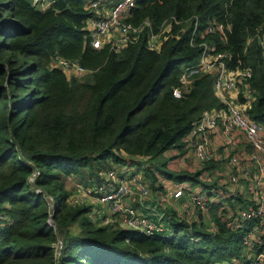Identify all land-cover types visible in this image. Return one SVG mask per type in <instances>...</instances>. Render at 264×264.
<instances>
[{
    "label": "trees",
    "instance_id": "obj_1",
    "mask_svg": "<svg viewBox=\"0 0 264 264\" xmlns=\"http://www.w3.org/2000/svg\"><path fill=\"white\" fill-rule=\"evenodd\" d=\"M47 1L0 0V264H250L241 230L224 225L218 202L207 208L213 231L198 216L168 222L188 232L145 233L92 220L87 205L68 201L64 175L140 154L169 178L205 185L198 170H170L159 158L181 145L202 110L220 104L211 72L190 71L180 95L172 93L182 66L200 53L188 42L192 16L197 29L222 23L203 38L227 52L226 68H249L247 113L264 125V0H133L124 19L146 18L159 40L149 48L143 32L117 51L90 45L85 0ZM55 54L88 71L67 74L51 63Z\"/></svg>",
    "mask_w": 264,
    "mask_h": 264
},
{
    "label": "built area",
    "instance_id": "obj_2",
    "mask_svg": "<svg viewBox=\"0 0 264 264\" xmlns=\"http://www.w3.org/2000/svg\"><path fill=\"white\" fill-rule=\"evenodd\" d=\"M41 1L43 0H32L34 3ZM109 1L111 4L105 11L104 4ZM132 2L133 0H85L84 8L89 11V14L83 19V28L91 46L100 47L107 44L109 49L117 51L127 42L135 41L145 32L144 38L147 47H156L159 40L158 31L150 27L146 18L136 23L124 19ZM192 17L188 42L199 44L201 46L200 53L195 62L182 66L179 73L180 85L175 86L172 93L174 96L180 95V88L189 82L190 71L211 72L213 87L220 104L202 110L199 116L192 120L180 141L185 150H191L200 163L208 162L221 155L225 149L229 150L238 137L239 141L243 143L244 149L239 154L227 152L228 172L223 181L233 183L239 189L241 173L246 176L254 175L255 179L251 180L245 197L236 194L232 199L226 200L222 197V200L219 199L215 202L223 206L218 211V217L224 225L232 230H241L244 256L250 264H254L264 261V125L252 119L247 113V106L251 99V88L246 81V77L250 73L249 68H226L222 58L227 55V52L214 50L213 44L203 38L205 32H221L222 23L210 19L203 29H197L196 16ZM195 35L199 37L198 41H194ZM51 63L65 72L75 75L88 71V68L82 66L75 58H67L58 54L53 56ZM210 133L222 137L225 142L222 150L216 151L210 148ZM256 173H258V177ZM95 174L99 178L95 182L77 181L73 184L67 197L69 202L87 205L88 213L91 212L104 223L119 224L145 233L166 232L167 235L171 234L172 230L168 224L165 225L160 220L141 213L134 205L123 201V198L131 193L137 194L140 198L150 196L149 180L140 164L125 165L122 170L110 164L105 168L97 169ZM201 176L205 177L206 175ZM198 178L208 182L205 180L207 178ZM186 181L169 178L165 199L181 195L190 183ZM190 197L195 203L196 216L202 217L207 214L211 221L205 227L212 231L215 230L216 224L207 211L210 205L209 198L200 191L191 193ZM237 198L238 200H236ZM48 200L52 201L49 195ZM229 201L234 203L230 206ZM181 212V210L177 212L178 219L185 220V217L180 218L184 216ZM46 221L53 224L49 208ZM53 246L55 253L58 254L59 238L54 241ZM211 264L226 263L215 261ZM236 264H244L243 259Z\"/></svg>",
    "mask_w": 264,
    "mask_h": 264
},
{
    "label": "crops",
    "instance_id": "obj_3",
    "mask_svg": "<svg viewBox=\"0 0 264 264\" xmlns=\"http://www.w3.org/2000/svg\"><path fill=\"white\" fill-rule=\"evenodd\" d=\"M111 4V1L106 2L104 4L105 11L107 10L108 6ZM239 138V137H238ZM235 139V143L229 148V150H223V153L217 157H214L208 162L200 163L197 161L194 153L190 151H186L185 147L181 144L179 146H169L165 148L161 154L160 159L164 160V166L167 169L170 170H198V177H201L205 180H208L205 185H202L201 183H194L190 184L188 183L186 189L182 192L181 195L177 197L170 198V203H165V201L162 199L163 197L159 199V195L156 197H153L152 199L148 198H140L137 194L131 193L123 198V201L127 204L134 205L137 210H139L142 213H149L150 216L153 218L160 220L162 222L168 223L170 220L175 219L174 214L169 215L165 214L164 211L161 210V208L164 205H169V207L173 208L175 213L182 211L181 213L184 214L183 217L186 221L187 220H197V214H196V207L194 201L191 199V193L193 192H204L206 197L209 198V202H215L219 201L222 197H224L226 200L228 198L232 199L233 196L236 194H240L241 196L245 197L247 195V191L249 189V185L251 183L252 179H255L254 175L246 176L245 174H240V181H241V187L238 189L237 185H234L233 183L224 182L225 176L227 175L228 169H227V163H226V156L227 152H236L237 154L240 153L244 149L243 143L239 141V139ZM210 148L216 151L222 150L223 145L225 142H223L222 137H219L217 135H214L213 133H210V140H209ZM137 163L144 167V172L146 168H149L152 173L153 177H150L146 174L148 177L149 184L153 189H162L165 191L167 190L169 186L168 179L169 177L163 175L160 171V168L154 167V163L149 160V158L146 155H140L135 154L131 155L129 157H126L125 160H114L111 158H105L102 160H98L96 162V169L105 168L108 165L112 164L115 165L118 169H123L129 164ZM95 169V171H96ZM94 173L90 174V182H95L99 178ZM234 171V170H233ZM162 174V176L160 174ZM206 175L201 176V175ZM67 177L64 179V185L65 188H67L69 191L72 190L70 188H73V180L72 177L74 176V173L67 174ZM256 176L258 177V173H256ZM186 181V180H183ZM209 181H212L211 183ZM188 182V181H187ZM163 188H160V187ZM213 188V189H212ZM222 200V199H221ZM169 201V200H168ZM171 204V206H170ZM154 210L155 214H151V211ZM178 215V214H177ZM179 216V215H178ZM202 223L204 226L207 225L211 220L208 217L207 214L202 215L201 217ZM171 227V226H170ZM186 229V231H185ZM181 232H188V228H184L182 230H175V228H172L171 234H181Z\"/></svg>",
    "mask_w": 264,
    "mask_h": 264
},
{
    "label": "rangeland",
    "instance_id": "obj_4",
    "mask_svg": "<svg viewBox=\"0 0 264 264\" xmlns=\"http://www.w3.org/2000/svg\"><path fill=\"white\" fill-rule=\"evenodd\" d=\"M47 3H48V1L47 0H43V1H41V2H39V3H37V5L39 6V7H44V6H46L47 5ZM67 74H72V73H68L67 72ZM74 76H77V77H82L83 75H85V73L84 74H78V75H75V74H73ZM101 168V167H100ZM88 171H90V168L88 167V168H86ZM86 169H82V170H80V172L79 173H74V176L72 177V180H73V182L75 183V182H77V181H81V182H90V179H92V178H90V173H88V175L87 174H85V170ZM97 170V169H96ZM142 170H144V167L142 166ZM95 173H96V171H95ZM160 174V173H159ZM70 175V174H69ZM161 176H162V174H160ZM67 176L66 175H64V179L66 178ZM187 182V181H186ZM73 183V184H74ZM160 188H163L162 186L160 187ZM70 189H72V188H70ZM150 190H151V193H150V196H148V199H152L153 197H156L157 195H159V199L161 198V196L163 197L162 199L165 201V203H170V200L171 199H165V193H164V190H162V189H157V188H155V189H153L152 187H151V185H150ZM169 200V201H168ZM51 202V201H50ZM170 206H171V204H170ZM161 210L162 211H164L165 212V214H169V215H172V214H174V217H175V221L176 220H178V215L175 213V211H174V209L173 208H171V207H169V205H164L162 208H161ZM139 211V210H138ZM103 212V211H102ZM142 213V212H141ZM89 214V213H88ZM144 214H148L149 215V213H144ZM151 214L153 215V214H155L154 213V210H152L151 211ZM89 216H90V218L92 219V220H96V221H99V218L96 216H94V215H92V213L90 212V214H89ZM154 216V215H153ZM162 222V221H161ZM99 223H104V222H102L101 220L99 221ZM165 225H167V223L164 221L163 222ZM119 225V224H118ZM71 228L72 229H75L76 228V225L75 224H73V225H71ZM166 230V229H165ZM59 251V250H58ZM221 262V261H220ZM226 262V260H222V263H225Z\"/></svg>",
    "mask_w": 264,
    "mask_h": 264
},
{
    "label": "water",
    "instance_id": "obj_5",
    "mask_svg": "<svg viewBox=\"0 0 264 264\" xmlns=\"http://www.w3.org/2000/svg\"><path fill=\"white\" fill-rule=\"evenodd\" d=\"M37 170H38L37 166H34V171H37Z\"/></svg>",
    "mask_w": 264,
    "mask_h": 264
}]
</instances>
